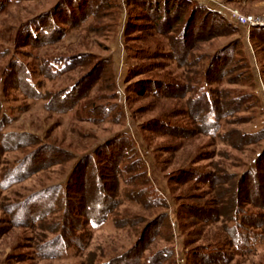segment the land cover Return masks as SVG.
<instances>
[{"label": "rangeland", "instance_id": "374dc122", "mask_svg": "<svg viewBox=\"0 0 264 264\" xmlns=\"http://www.w3.org/2000/svg\"><path fill=\"white\" fill-rule=\"evenodd\" d=\"M61 1L0 0V264H117L136 242L144 224L161 213L167 214L168 220L145 252L146 258L162 252L165 259L161 264H181L182 260L192 264L191 250L213 240L220 225L202 224L186 211V206L211 204L217 197L207 185L173 182L172 176L183 169H220L235 175V182L263 153L264 138L240 145L242 140L237 134L264 130V41L252 36L255 28L264 26L241 27L220 12L262 17L264 0H188L220 15L232 29L230 34L216 36L209 35L208 29L200 41H194L192 64L188 66L170 58L173 53L167 37L154 28L155 21L144 19L141 7L129 0H113L112 5L82 11L76 1L62 11ZM84 10L95 14L73 25ZM51 12L61 17L50 16ZM71 17H76L75 21ZM40 21L46 23L41 28L46 27L51 35L45 42H26V32L40 26ZM41 28L37 32L44 33ZM228 46L241 52L236 57L241 65L234 67L236 63H231L224 77L213 83L205 81L203 86L212 92L213 99V95L220 98L222 106L235 97L248 102L236 112H232L234 107L231 112L225 110L215 126L204 124L205 128H200L207 110L192 119L187 100L193 91L185 99L152 92L141 96L134 91L136 83L143 80L176 81L197 91L199 85L191 81L203 76L211 58ZM17 68L29 73L30 89L18 84V77L13 78ZM136 69L143 74L131 76ZM66 90L75 93L71 96L74 102L69 100L68 104L74 105L78 99L75 105L59 112L56 100L49 109V98ZM154 121L168 123L177 131L147 130L146 125ZM10 134H26L36 141L28 145L27 139L23 143L26 146L15 149L6 145L9 140L4 136ZM122 134L133 139L137 150V156L130 153L133 158L123 166L137 161L138 156L144 166L128 178L144 173L166 207L146 209L127 199L126 193L138 186L120 179L118 207L102 224L72 229L76 238L73 245L65 240L56 248L49 245L63 237V230L71 228H66L60 208L34 226L14 225L16 204L37 191L56 185L65 187L81 158ZM45 146L65 150L69 159L34 174L21 172L23 179L18 183L19 163ZM245 207L264 215L252 205ZM258 231L264 236V230ZM230 264H264V238Z\"/></svg>", "mask_w": 264, "mask_h": 264}, {"label": "trees", "instance_id": "16d2710c", "mask_svg": "<svg viewBox=\"0 0 264 264\" xmlns=\"http://www.w3.org/2000/svg\"><path fill=\"white\" fill-rule=\"evenodd\" d=\"M74 1H76L81 11L83 9L86 10L88 7H102L113 4V0H99V2L98 0H62V11L70 9ZM129 3L143 9L145 12V20L155 21L154 28L169 40V46L173 53L170 58H173L181 66L192 64L190 60L192 58V48L195 46L194 41L198 39L200 41L208 29H210L209 35L215 36L224 33L230 34L232 31L231 25L224 18L208 11L206 8L195 6L192 1L129 0ZM85 10L83 14L79 13L78 20L75 21L74 19L76 17H71L75 21L73 25L85 21L91 14H95L85 13ZM50 14V16L55 14L59 18L61 17L60 14H56L55 12H51ZM62 20L68 24L66 18H62ZM182 22L183 26L181 25ZM44 24L46 23L41 22L40 26L37 27L35 25L34 30L27 31L25 36L27 38L26 42H45L51 34L48 30H45L46 27L41 28ZM38 28H41L45 32H37ZM252 36L264 41V28H255ZM239 53L241 54L233 46L223 48L216 53L211 58L205 74L199 79L197 78L191 81V83H197L199 85L197 91L192 90L189 84L182 85L176 81L157 82L151 80H143L136 83L137 88L134 91L141 96L152 92L153 95L162 93L165 97L176 95L175 97L179 96L183 99L193 91V96L187 100L192 107L190 112L192 119H196L204 110H207V116H204L200 120L203 122V124H200V128L215 126L225 110L231 112L230 109L234 107L232 112H236L248 100H240L238 99L239 97H235L230 100L229 104L222 106L220 98L213 95L215 98L213 99L212 92L204 88L203 82L213 83L212 81L216 78L224 77L223 73L231 69L228 67L233 62L236 63L234 67L241 65L239 59L236 58ZM240 61L245 62L244 59ZM96 67L99 68V65ZM137 71V69L133 70L131 76L143 74V72ZM28 76L29 73L25 68H20L19 70L17 68L13 78L18 77L15 79L17 83H22V87L30 89L29 81L27 80ZM20 86L18 88L22 89ZM23 89L27 91V89ZM27 93L33 95L29 91ZM70 93L71 90H66L54 97H50L47 107L53 109L52 107L54 106H52V103L58 101L55 109L59 112L67 111L78 101L77 99L73 103L74 105H68L72 100L71 96L75 94ZM211 117H215L216 120H211ZM146 129L158 132L169 131V133L177 131L172 130L173 127L170 124L159 121L148 123ZM237 135V139L242 140L240 145H243L244 141L249 142L247 140H250V143H254L261 141V139L263 140L264 130L252 134L239 133ZM4 137H6V140H9L6 145L8 146L9 144L15 149L26 146L23 143L27 139L28 145H32L36 141L26 134H10ZM130 153H135L137 156L135 143L128 135L122 134L106 142L93 154L84 156L79 160L71 172L65 187L56 185L37 191L25 198L22 202L16 204L14 209L17 214L13 218L14 225L25 227L34 226L51 217L56 212V209L60 208L63 210L64 222L65 225L67 224L66 228H71L63 230V237L52 240L49 245L52 248H56L62 245L63 240L68 241L67 245H73L72 241H76L73 230L77 231L92 223H104L107 217L118 207L120 204L118 196L120 179L127 180L125 183L127 185L138 186L134 192L126 193L127 199L137 202L146 209L166 207V202L158 196L155 189H153L145 178L144 173L141 174L142 176L128 178L133 171L144 168L140 156H138L137 161L127 163L123 166L125 161L133 158ZM69 156V153L65 150L50 146L42 147V150H34L19 163L20 166L16 171L19 178L16 181L18 182L20 179H23L20 174L21 172L34 174L40 169H44L54 163L66 161L69 159ZM142 177L144 180L141 179ZM235 177V175H230L220 169L216 172H200L193 169H183L178 174L172 176L173 182L179 180L178 182L185 184L187 181H194L207 185L217 197L211 204L203 203L186 206V211L202 224L206 226L220 225L219 232L214 235L213 240L209 241L207 245L199 246L191 250L189 257L192 264H230L236 257L244 256L254 244L264 238L262 235L263 232L258 231L260 229L264 230V215L257 214L245 207L246 205H252L264 211V151L257 157L254 166L234 182ZM142 185L143 187L140 188ZM167 220V214L161 213L157 217L147 221L144 224V228L140 231L136 242L127 252L118 258L117 264H161L165 259L164 253L158 252L146 258L145 252L151 242L158 236L161 227L165 226ZM68 235L72 236L71 239L67 238Z\"/></svg>", "mask_w": 264, "mask_h": 264}, {"label": "built area", "instance_id": "2783aa9c", "mask_svg": "<svg viewBox=\"0 0 264 264\" xmlns=\"http://www.w3.org/2000/svg\"><path fill=\"white\" fill-rule=\"evenodd\" d=\"M224 17H228L230 20L236 22L241 27H258L264 26V16L255 17V16H244L238 12H232L230 15L220 12ZM185 261L182 260L181 264H184Z\"/></svg>", "mask_w": 264, "mask_h": 264}]
</instances>
